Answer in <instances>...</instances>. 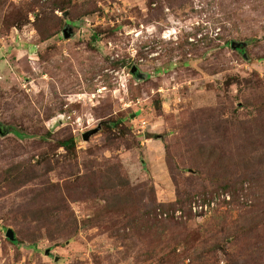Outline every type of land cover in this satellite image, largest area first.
Returning <instances> with one entry per match:
<instances>
[{
	"label": "rangeland",
	"instance_id": "obj_1",
	"mask_svg": "<svg viewBox=\"0 0 264 264\" xmlns=\"http://www.w3.org/2000/svg\"><path fill=\"white\" fill-rule=\"evenodd\" d=\"M59 18L60 32L42 39L38 21ZM262 97L264 0H0V178L18 170L16 188H0V264H199L191 256L224 218L264 209ZM214 160L226 180H209ZM104 173L121 181L103 185L111 196L124 183L133 202L80 197ZM175 180L183 193L230 201L204 216L162 210L177 199ZM61 193L76 220L70 240ZM132 210L148 226H180H128ZM209 243V264L248 259L221 232Z\"/></svg>",
	"mask_w": 264,
	"mask_h": 264
},
{
	"label": "trees",
	"instance_id": "obj_2",
	"mask_svg": "<svg viewBox=\"0 0 264 264\" xmlns=\"http://www.w3.org/2000/svg\"><path fill=\"white\" fill-rule=\"evenodd\" d=\"M54 22L51 23V21H45L43 19L38 21V24L36 25L37 30L40 33V36L42 39H46L50 36H52L55 33L60 32L61 29V25L63 24L62 20L59 19H55L53 20ZM245 46V44H244ZM244 48H238L239 52H242V54L245 55L244 53ZM254 105H256V112H257V120H259L260 116H264V97H262V99H258L257 101L253 102ZM1 133H3V129L1 127ZM260 136H257V140H259ZM60 146H63L64 148H66L67 150H70L71 148L74 147V139L72 137H69L67 139L64 140H60L59 141ZM256 149L253 150H249V152L247 154H244V158L243 160H246L250 154L252 157V153H254ZM259 150V149H258ZM258 154H260V152H256ZM213 155L218 156L217 154H215V150H212V152L210 153V155L208 156V159H210ZM247 155V156H246ZM219 157V156H218ZM250 160H252L250 158ZM214 164H213V170L214 172L210 175V179L212 181H217V182H221L222 180H226L227 179V173L225 172V165H223V163L220 162V160H214ZM247 163H251V162H247ZM253 163V161H252ZM17 168L16 167H12V168H8L7 170H5L2 174H1V178H0V188L1 187H10V188H16L17 186V178L18 176L16 175ZM224 173V174H222ZM105 177H97L98 178V182L93 183V184H88V186H90L87 190L86 189H82L80 191V197H83L84 200L88 199V198H98V197H103L105 200H108V202L112 205L111 200H113L119 207L121 205H125V203L128 202H133L130 199L133 197L130 194V191L126 188H123L125 185L123 183L122 189L127 190L125 193L121 192L116 193L115 196H111L112 193L109 190V192H107V188L104 187L103 185L107 182H109L111 185L114 184V182L116 181L115 179L118 178H114L113 177H109L106 173H104ZM96 175L93 174V176L91 177L89 176H85V180L87 182L92 181L93 178H95ZM176 179V178H174ZM119 180V179H118ZM119 182H121L119 180ZM176 183V187H179V181L175 180L174 181ZM228 182V181H227ZM228 184H224L223 187H228ZM67 190V188H66ZM107 190V191H106ZM259 190L261 191V187L259 186ZM106 191V192H105ZM113 192V191H112ZM69 193V192H68ZM45 196V193L42 192L40 195V198H43ZM74 194H70L69 193V198L74 200L75 199ZM196 196H199V194H197ZM111 200H110V199ZM195 198L194 194H189L187 191L186 192H181V190L178 188L177 189V199L173 204H168V205H161L158 204V207H162V210H166L169 208H173V210L177 209V206L181 205H187L189 207L191 201ZM207 198V197H205ZM126 200H130L128 202H126ZM235 200L233 198V202L234 203ZM55 205L57 207L56 208V212L62 214L63 220H66L69 224V227H66L65 230H67L68 228H70L71 232L64 235L69 237L68 240L71 239V236H73L74 231L76 229V220L74 219V214L70 209V205L68 204L66 198L64 197V195H62V193L60 195H57L56 198V203ZM189 210V209H188ZM118 212V210H117ZM261 218L262 220H264V209L263 208H257L255 207L252 210H248L245 212V214L242 216V219H232L230 221H227V218L223 219V222L221 224H223L221 226V231L219 230V233H215L213 236H210L207 238V240L205 241H200V245H199V250L197 251L198 254H195L192 257V260H194L196 263L199 264H209L212 260V253L214 254L216 251L215 248V244L214 243H209L211 241V239H213V237H215V235H219L220 232L222 233V239H223V244L226 245V243H228L230 245V247H233L236 250V254H238L239 257H242L244 255H246L248 257V259L246 260L245 264H259L257 263V256L254 254V251H258L261 253L260 256V260L262 262H264V236L260 237L259 239H255L253 240V234L256 231H264V226H262V228L260 230L259 229V224H257L255 222L256 218ZM259 218V219H260ZM127 220V225L129 226L130 224H137L140 223L139 228L142 229V227H144L145 229H151L155 226L161 225V227L163 228V230L167 231L169 234V231L171 232L172 228L174 226H180V224H176L175 222L171 221L169 219V223L168 224H164V222L160 221V224H152V225H147V223L150 221L148 219V217H146L145 215L142 214H137L134 213L133 210L132 212H129V215H127L126 217ZM69 221H71V223H69ZM145 223V224H143ZM181 229H187L186 226L181 224ZM156 228V227H155ZM233 229V234L230 233V229ZM139 229V230H140ZM180 229V228H179ZM64 230V231H65ZM166 234V235H168ZM173 237V240L176 239L178 240V236L179 233L177 232L176 234H174V232H172L170 234ZM176 235V237H174ZM231 237V241L228 242V238ZM192 241V240H191ZM190 241V242H191ZM209 241V242H208ZM17 240H15V236L12 239V243L16 244ZM204 246V248H203ZM237 248H236V247ZM203 248V249H202ZM261 262V263H262Z\"/></svg>",
	"mask_w": 264,
	"mask_h": 264
},
{
	"label": "built area",
	"instance_id": "obj_3",
	"mask_svg": "<svg viewBox=\"0 0 264 264\" xmlns=\"http://www.w3.org/2000/svg\"><path fill=\"white\" fill-rule=\"evenodd\" d=\"M230 201V196L227 193H221L217 197L203 198L196 196L190 203V211L197 216L212 214L215 210L222 208L223 204Z\"/></svg>",
	"mask_w": 264,
	"mask_h": 264
},
{
	"label": "water",
	"instance_id": "obj_4",
	"mask_svg": "<svg viewBox=\"0 0 264 264\" xmlns=\"http://www.w3.org/2000/svg\"><path fill=\"white\" fill-rule=\"evenodd\" d=\"M64 30H65V29H64ZM65 31H66V30H65ZM65 31H64V33H65ZM65 36H66V35H65ZM67 37H68V36H67ZM232 47L235 48V49H238V48H242V47H244V44H240V43L235 44V42H232ZM135 71H137L136 68H134V69L132 70L133 73H134ZM0 131H1V127H0ZM90 134H91V133H87V134L85 135V138L87 139V138L90 136ZM8 236L10 237L11 240L14 238V236H13V234H12V232H11L10 230L8 231Z\"/></svg>",
	"mask_w": 264,
	"mask_h": 264
}]
</instances>
